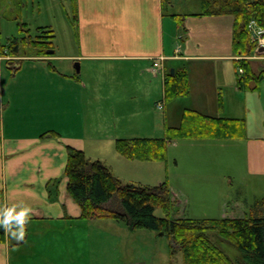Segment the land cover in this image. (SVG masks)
Instances as JSON below:
<instances>
[{"label": "crops", "instance_id": "crops-1", "mask_svg": "<svg viewBox=\"0 0 264 264\" xmlns=\"http://www.w3.org/2000/svg\"><path fill=\"white\" fill-rule=\"evenodd\" d=\"M68 3L69 31L55 36L53 55L12 53L10 46L24 37L3 41L0 26V192L12 220L0 243V264H53L47 246L75 250L76 229L92 223L67 191L68 148L95 152L90 159L106 161L124 184L156 186L164 165L169 171L173 153L188 140L169 145L166 162H140L118 154V139H162L186 109L244 120L249 93L264 112V80L257 88L254 82L238 85L231 16H199L201 0ZM6 14L0 6V24L1 15L11 19ZM251 66L255 73L264 68L259 60ZM171 69L187 70L190 93L169 103L164 80ZM212 140L237 146L245 175L260 186L264 132Z\"/></svg>", "mask_w": 264, "mask_h": 264}, {"label": "trees", "instance_id": "trees-1", "mask_svg": "<svg viewBox=\"0 0 264 264\" xmlns=\"http://www.w3.org/2000/svg\"><path fill=\"white\" fill-rule=\"evenodd\" d=\"M202 12L199 16H231L233 23V49L241 57L252 56L258 42L252 40L251 25L264 31V0H201ZM177 17V16H176ZM182 22V17H177ZM10 48L12 53L27 45V54L44 57L48 50H54L55 32L49 27L38 30L37 35L20 39ZM238 85L245 88L251 82L256 84L264 80V68L254 72L250 60L235 61ZM171 70L165 74V92L167 100L185 97L190 92V80L187 70ZM179 126L167 127L162 139H118V154L131 160L161 161L168 159L169 144L177 140L194 139H236L243 138L247 125L241 119L209 116L187 109L182 114ZM48 135V134H46ZM68 161L65 176L68 179L67 191L79 204L82 218L98 220L114 218L124 221L131 231L148 229L171 240L172 253L180 252L183 264H264V200L251 206L246 217H220L216 219L186 218L175 216L177 204L173 198L169 181L156 186L124 184L115 177L110 166L100 160H92L75 148H68ZM5 195L0 192V243L6 240V227L12 220L5 217ZM157 209L164 216L156 215ZM215 235L220 241L230 243L239 257L233 259L211 240Z\"/></svg>", "mask_w": 264, "mask_h": 264}, {"label": "rangeland", "instance_id": "rangeland-1", "mask_svg": "<svg viewBox=\"0 0 264 264\" xmlns=\"http://www.w3.org/2000/svg\"><path fill=\"white\" fill-rule=\"evenodd\" d=\"M68 2L69 0H1L0 6L7 9L6 15L11 18L7 20L1 15L3 41L9 42L8 36L12 40L14 37L20 39L29 35L35 36L43 27L53 29L55 36L69 31ZM20 47L21 54L30 51L27 45ZM259 61L264 64V58ZM248 96L249 109L246 115H243L247 134L259 137L264 132V112L259 101L251 97L250 93ZM167 101L172 103L171 100ZM171 151L174 152V149ZM176 151L173 153L176 159L171 160L172 165L169 162V171L164 165L158 183L169 181L170 178L174 194L177 196V218L216 219L220 218L223 212L228 217H246L249 216L247 214L250 206L264 198V181L258 183V186L255 179L245 175L247 172L243 166L244 156L241 157L237 146L221 147L216 140L189 138L182 144L181 149ZM94 153L87 152V155L92 158ZM232 157L237 160L236 164ZM175 161L179 164L176 165ZM104 162L107 166V162ZM198 164L201 168L194 172L193 167ZM156 215L164 216L160 209H157ZM91 222L90 225L81 224L73 234L75 250L68 248L61 251L58 249L59 245L51 250L48 245L49 260L54 261L53 264H183L182 254L172 253L171 240L167 236H161L148 229L131 231L123 220L114 218ZM56 236L64 238L66 234L60 233ZM211 240L233 259L239 257L237 250L230 243L220 241L215 235L211 236ZM73 251L75 252L72 253ZM62 253H67L65 259L61 257Z\"/></svg>", "mask_w": 264, "mask_h": 264}, {"label": "built area", "instance_id": "built-area-1", "mask_svg": "<svg viewBox=\"0 0 264 264\" xmlns=\"http://www.w3.org/2000/svg\"><path fill=\"white\" fill-rule=\"evenodd\" d=\"M257 33H258V35H262L264 32H263V31H259V32H257ZM259 42H260V46L264 47V39L260 38V39H259ZM263 53H264V52H263ZM155 66H159V64L156 63ZM240 72L242 73L243 70L241 69ZM159 107L162 108V105H159Z\"/></svg>", "mask_w": 264, "mask_h": 264}, {"label": "water", "instance_id": "water-1", "mask_svg": "<svg viewBox=\"0 0 264 264\" xmlns=\"http://www.w3.org/2000/svg\"><path fill=\"white\" fill-rule=\"evenodd\" d=\"M47 54L53 55V54H55V51L54 50H48ZM77 69H78V65H77ZM174 72H175V69L172 70V75L174 74Z\"/></svg>", "mask_w": 264, "mask_h": 264}]
</instances>
